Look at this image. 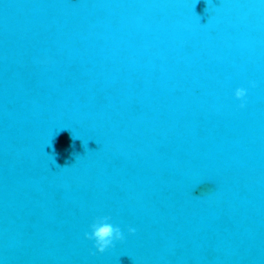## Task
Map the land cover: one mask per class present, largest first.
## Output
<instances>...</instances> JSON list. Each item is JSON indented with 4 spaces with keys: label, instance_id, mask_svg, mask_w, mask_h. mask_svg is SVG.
<instances>
[{
    "label": "water",
    "instance_id": "water-1",
    "mask_svg": "<svg viewBox=\"0 0 264 264\" xmlns=\"http://www.w3.org/2000/svg\"><path fill=\"white\" fill-rule=\"evenodd\" d=\"M0 264H264V0H0Z\"/></svg>",
    "mask_w": 264,
    "mask_h": 264
},
{
    "label": "clouds",
    "instance_id": "clouds-1",
    "mask_svg": "<svg viewBox=\"0 0 264 264\" xmlns=\"http://www.w3.org/2000/svg\"><path fill=\"white\" fill-rule=\"evenodd\" d=\"M247 93L246 90L241 88L237 89L235 96L238 100H244ZM244 107V104H241ZM110 217H104L102 222H95L91 226V233H86L85 238L95 241V248L101 254H103L110 247L114 246V242H122L124 235L119 227H114L109 221ZM135 228H129V233L134 235Z\"/></svg>",
    "mask_w": 264,
    "mask_h": 264
}]
</instances>
